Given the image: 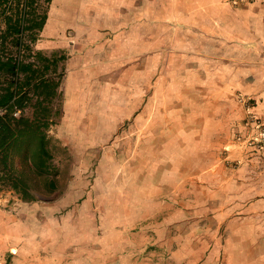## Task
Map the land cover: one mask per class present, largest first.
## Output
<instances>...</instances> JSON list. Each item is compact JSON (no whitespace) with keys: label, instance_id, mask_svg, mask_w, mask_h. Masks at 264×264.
<instances>
[{"label":"rangeland","instance_id":"374dc122","mask_svg":"<svg viewBox=\"0 0 264 264\" xmlns=\"http://www.w3.org/2000/svg\"><path fill=\"white\" fill-rule=\"evenodd\" d=\"M54 1L29 3V20ZM8 5L0 10V61L17 57L32 70H0V92L24 84L22 99L4 106L1 119L9 116L11 128L28 121L0 149V264H264V163L222 160L226 139L214 131L224 108L232 116L237 105L221 91L231 74L213 73L211 60L191 53L204 42L194 47L180 26H162L160 67L140 82L128 60L122 73H105L111 63L99 65L95 55L71 64L72 27L59 48L45 46L32 21L21 34L8 30ZM155 5L168 12L169 3ZM99 11L70 13L100 20ZM114 26L87 46L110 48ZM110 99H123L122 106L108 107ZM243 101L245 109L253 104ZM138 105L144 112L132 115ZM213 107L221 121L202 116Z\"/></svg>","mask_w":264,"mask_h":264},{"label":"crops","instance_id":"0c3cea01","mask_svg":"<svg viewBox=\"0 0 264 264\" xmlns=\"http://www.w3.org/2000/svg\"><path fill=\"white\" fill-rule=\"evenodd\" d=\"M157 1L159 0H147L146 4L145 0H55L48 13L44 14L41 26L42 34L46 37L45 46L59 48L63 44H68L69 41L64 40L65 33L69 27H72L73 51L76 53L70 55L71 64L86 65L89 63L88 59L95 55L100 62L99 65L111 63L105 73H122L127 68L124 67L125 60H128L127 65L132 68L138 67L136 73L139 74L141 82V80L147 81V75L154 73L160 67L161 27L166 24L180 26L178 32L181 33L180 35L184 33L186 39L194 42V47L198 42H204L205 45H200L199 49L194 48L197 51L191 53L195 56L199 55L202 62L211 60L209 69L205 67L206 69L213 73L232 76L233 82H225L221 91L228 90L224 95L235 102L237 113L229 116L228 110L226 112L224 108V113L221 112L223 123L216 125L214 131L216 135L222 132L226 139L221 145L226 151L223 152L225 156L222 160L229 157L231 160L243 163L260 160L264 163V148L255 149L253 141L249 140L250 136H255V131L248 123L250 114L258 118L264 117V0L244 1L237 4L225 0H163L169 3L164 7L168 10L166 14H162L160 7L155 5ZM130 2L134 3L130 4ZM129 4L130 8H128ZM145 5L147 9L152 7L149 16ZM132 6L139 11L136 17L130 16V12L133 13L132 10L129 11L133 9ZM76 8L81 10L100 8L99 15L103 12L104 17L100 20L84 17L82 20H77L75 14L72 15ZM172 18L175 22H167ZM113 24L114 27L118 26V28L113 27V30L119 32L114 36L110 48L106 49L101 44H96L94 48L87 46L93 40L104 37L106 28ZM126 26H130V29L122 31L120 27ZM150 34L152 39H148ZM239 78L245 82L242 84L241 81L238 84ZM160 86L158 80L153 87L154 95L160 90ZM238 88H242L243 92L237 93L236 96ZM246 98L253 101L247 109L242 103ZM107 102L108 107L122 106L123 99L118 101L110 99ZM141 102L144 103V95L141 96ZM215 102H218V98ZM142 105L140 107L144 106ZM138 108L139 105L131 114L139 115L144 112L141 108V112L137 113ZM213 108L215 113L202 115L207 116L205 121L214 122L221 119L216 107ZM226 113L227 117L224 116ZM218 166L220 170H216V177L219 172H224L221 167L223 164ZM222 174L218 177L220 183L224 181Z\"/></svg>","mask_w":264,"mask_h":264},{"label":"trees","instance_id":"16d2710c","mask_svg":"<svg viewBox=\"0 0 264 264\" xmlns=\"http://www.w3.org/2000/svg\"><path fill=\"white\" fill-rule=\"evenodd\" d=\"M34 0H0V10L5 9L6 4H9L10 12L6 14L5 10L2 12L3 18L8 20L10 22L14 19L11 25L8 26V30L13 28L18 33H23L24 29H26L28 26H25V24L28 21H32L31 27L38 26V28L41 27V24L43 22L44 15H41L39 19L37 18L35 20L31 19L29 20V15L27 12V6L32 4ZM13 4V5H12ZM34 22V23H33ZM9 24V23H8ZM11 27V28H10ZM21 38V37H20ZM19 40V38H18ZM31 63L30 61H23L19 58H6L5 61H0V70H3L4 73H10L12 75L19 73V72H26L28 69H31ZM24 84L23 83H11L8 84L7 87L4 88L3 91L0 92V107H3L8 105L11 101H19L22 98L17 96L20 92L23 93L21 90ZM21 93V94H22ZM3 116H0V149L8 142V140L11 137H16L17 133H14L13 130L17 129L18 134L23 133L22 128L27 129L28 124L26 119H18L16 120V123L14 124V127L11 128L9 125L10 117H5L4 119H1ZM18 126V127H17ZM44 149L39 148L37 149L36 153L34 155L37 156V159L41 160V156H44ZM1 161L2 157L0 158ZM5 264H10L9 262H6Z\"/></svg>","mask_w":264,"mask_h":264},{"label":"built area","instance_id":"2783aa9c","mask_svg":"<svg viewBox=\"0 0 264 264\" xmlns=\"http://www.w3.org/2000/svg\"><path fill=\"white\" fill-rule=\"evenodd\" d=\"M227 2H230L232 4L241 3L244 1H253V0H225ZM5 108L0 107V116L4 114ZM13 116H17L18 112L13 111ZM248 123L255 131V136H250L249 140L253 141V145L255 149L262 150L264 148V117L258 118L253 114H250L248 116Z\"/></svg>","mask_w":264,"mask_h":264}]
</instances>
